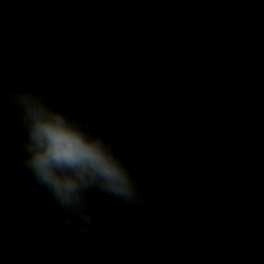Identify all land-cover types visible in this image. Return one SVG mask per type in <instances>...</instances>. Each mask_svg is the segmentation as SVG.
Segmentation results:
<instances>
[{"label":"water","instance_id":"obj_1","mask_svg":"<svg viewBox=\"0 0 264 264\" xmlns=\"http://www.w3.org/2000/svg\"><path fill=\"white\" fill-rule=\"evenodd\" d=\"M137 11L152 58L122 72L110 39ZM56 48L77 74L52 63ZM25 50L66 95L79 74L102 69L141 100L159 147L127 118L117 143L159 208L132 225L98 205L102 240H82L0 156V264H264V0H0V83Z\"/></svg>","mask_w":264,"mask_h":264},{"label":"clouds","instance_id":"obj_2","mask_svg":"<svg viewBox=\"0 0 264 264\" xmlns=\"http://www.w3.org/2000/svg\"><path fill=\"white\" fill-rule=\"evenodd\" d=\"M131 24L110 39L122 72L143 70L152 58L141 41L147 33L144 14L134 13ZM51 61L64 73L77 74L63 49L56 48ZM13 72L0 83V106L8 113L0 121V156L9 155L17 171L43 194L60 229L101 241L96 206L114 205L132 225L158 210V200L117 143L120 121L127 118L159 147L158 125L138 97L120 95L112 73L102 69L79 74L66 95L49 63L35 60L31 50L17 57Z\"/></svg>","mask_w":264,"mask_h":264}]
</instances>
